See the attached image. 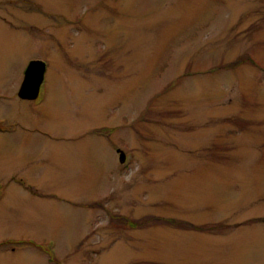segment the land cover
Wrapping results in <instances>:
<instances>
[{
  "label": "rangeland",
  "instance_id": "rangeland-1",
  "mask_svg": "<svg viewBox=\"0 0 264 264\" xmlns=\"http://www.w3.org/2000/svg\"><path fill=\"white\" fill-rule=\"evenodd\" d=\"M1 17L18 128L0 132V241L22 243L0 264H264V0H1Z\"/></svg>",
  "mask_w": 264,
  "mask_h": 264
},
{
  "label": "water",
  "instance_id": "water-1",
  "mask_svg": "<svg viewBox=\"0 0 264 264\" xmlns=\"http://www.w3.org/2000/svg\"><path fill=\"white\" fill-rule=\"evenodd\" d=\"M45 65L40 61H31L25 72L23 81L18 90V97L21 99H36L40 86L44 79ZM120 162L124 161L122 153L119 154Z\"/></svg>",
  "mask_w": 264,
  "mask_h": 264
},
{
  "label": "flooded vegetation",
  "instance_id": "flooded-vegetation-1",
  "mask_svg": "<svg viewBox=\"0 0 264 264\" xmlns=\"http://www.w3.org/2000/svg\"><path fill=\"white\" fill-rule=\"evenodd\" d=\"M1 2V0H0ZM18 3V2H17ZM0 21L3 23H6V18L5 17H1L0 18ZM39 96V95H38ZM17 98L20 99L17 95ZM24 102H27V103H34V101H36L37 99H33V100H30V99H20ZM16 109V108H15ZM18 110V109H17ZM15 115L12 117V114L11 113H8L1 116L0 117V132H7L8 130H16L18 128V116L16 115V113H14ZM12 180L9 179V183L12 182V181H15V182H18L20 184H23L24 181H22L21 179H18L17 180H14L13 178H11ZM1 183L0 182V198H1V195H2V187H1ZM8 184V183H6ZM4 243H8L9 245H12V244H16L18 245L19 243H22L20 241H16V240H8V241H0V246H2ZM30 244H32V246H36V243L33 242V241H29ZM14 250V249H13Z\"/></svg>",
  "mask_w": 264,
  "mask_h": 264
}]
</instances>
